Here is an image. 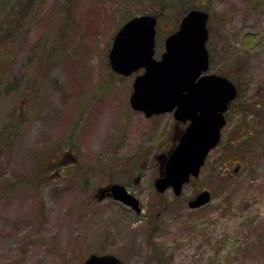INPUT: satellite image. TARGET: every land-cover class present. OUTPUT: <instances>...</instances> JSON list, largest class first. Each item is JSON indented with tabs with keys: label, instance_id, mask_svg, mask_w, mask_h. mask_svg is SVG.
Returning a JSON list of instances; mask_svg holds the SVG:
<instances>
[{
	"label": "rangeland",
	"instance_id": "obj_1",
	"mask_svg": "<svg viewBox=\"0 0 264 264\" xmlns=\"http://www.w3.org/2000/svg\"><path fill=\"white\" fill-rule=\"evenodd\" d=\"M192 7L209 14V73L239 95L221 143L176 197L154 187L176 121L132 109L135 75L116 74L109 54L126 22L152 14L159 58ZM113 182L140 213L98 199ZM202 191L211 200L193 209ZM92 254L264 264V0H0V264Z\"/></svg>",
	"mask_w": 264,
	"mask_h": 264
},
{
	"label": "water",
	"instance_id": "obj_2",
	"mask_svg": "<svg viewBox=\"0 0 264 264\" xmlns=\"http://www.w3.org/2000/svg\"><path fill=\"white\" fill-rule=\"evenodd\" d=\"M209 14L192 9L182 18L176 32L165 41L160 60L155 58V38L158 19L146 14L126 22L114 38L109 54L111 69L130 76L144 70L135 78L130 104L147 116L175 110L178 120L190 119L191 124L178 146L163 165L161 177L155 181L159 192L171 187L179 196L191 176L198 177L208 153L218 145L225 125L224 112L237 97L235 85L226 77L205 74L210 68L206 43ZM113 197L138 213L139 200L122 185H114L100 192V199ZM210 200L209 192H202L189 203L200 207ZM85 264H123L113 255H91Z\"/></svg>",
	"mask_w": 264,
	"mask_h": 264
},
{
	"label": "flooded vegetation",
	"instance_id": "obj_3",
	"mask_svg": "<svg viewBox=\"0 0 264 264\" xmlns=\"http://www.w3.org/2000/svg\"><path fill=\"white\" fill-rule=\"evenodd\" d=\"M164 115H170L171 116V119L172 120H174V122L176 121V126L174 125V127H175V131H174V135H172L173 137H172V140H171V143H170V145H173V143H174V140H175V138H176V136L178 137L177 138V142H175V144L170 148V151H169V153L178 145V143H179V140H180V137L185 133V131L187 130V128L190 126V124H191V121H190V119H187V120H178L177 118H175V115H174V113L172 112V113H167V114H162V115H156V116H152V117H147L148 119H150V120H157V118H162V117H164ZM173 127V128H174ZM174 138V139H173ZM169 155V154H168ZM168 155H160V156H157L156 157V159L159 161V163H160V165L162 166L164 163H165V161H166V158H167V156ZM62 163V162H61ZM63 164V163H62ZM64 166V165H63ZM68 166H72V165H68ZM160 175H158V177H159ZM157 179V178H156ZM155 179V180H156ZM155 180H154V184H155ZM114 184H111V185H108V186H106V187H103V188H101L100 189V192L102 191V190H104V189H108V188H111L112 186H114V185H116V184H118V185H122V186H124L125 187V185H123V184H121L120 182H113ZM192 183V182H191ZM126 188V187H125ZM127 189V188H126ZM128 190V189H127ZM169 190V189H168ZM168 190H166L164 193H166ZM171 190V189H170ZM158 193V192H157ZM164 193H159V194H164ZM108 192L106 193V197H108V198H112L111 196H108ZM98 196L100 197V195L98 194ZM196 196H197V194H196ZM195 196V197H196ZM194 197V198H195ZM108 198H105V199H108ZM193 198V199H194ZM193 199H191V200H193Z\"/></svg>",
	"mask_w": 264,
	"mask_h": 264
},
{
	"label": "trees",
	"instance_id": "obj_4",
	"mask_svg": "<svg viewBox=\"0 0 264 264\" xmlns=\"http://www.w3.org/2000/svg\"><path fill=\"white\" fill-rule=\"evenodd\" d=\"M192 8H194V7H192ZM192 8H190L189 10H191ZM24 11V10H23Z\"/></svg>",
	"mask_w": 264,
	"mask_h": 264
}]
</instances>
